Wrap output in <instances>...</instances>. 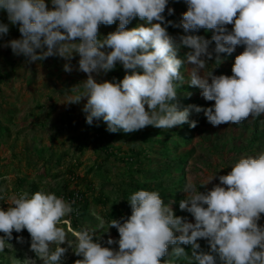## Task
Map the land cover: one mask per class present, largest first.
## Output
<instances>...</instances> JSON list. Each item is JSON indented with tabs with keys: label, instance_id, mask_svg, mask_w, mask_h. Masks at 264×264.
Returning <instances> with one entry per match:
<instances>
[{
	"label": "clouds",
	"instance_id": "9594fccd",
	"mask_svg": "<svg viewBox=\"0 0 264 264\" xmlns=\"http://www.w3.org/2000/svg\"><path fill=\"white\" fill-rule=\"evenodd\" d=\"M169 0H0V10L8 21L19 26L21 37L7 41L16 56L28 63L58 56L71 61L78 54V70L87 74L83 91L70 89L64 104L87 102L82 111L86 123L103 120L107 131L133 133L154 126L172 129L189 122L190 109L203 112L213 126L238 124L248 118L264 115V0H185L187 11L179 26L185 33L200 29L212 31L211 40L199 35H183L178 44L168 31L163 13ZM173 9H168L169 15ZM139 23L126 26L134 19ZM119 22L117 29L99 36L101 24ZM227 25H232L231 31ZM9 33L8 24L0 23V39ZM78 41V42H77ZM215 42V63H223L221 54L231 55L237 46L232 75H202L213 58L209 45ZM181 47L190 49L184 59L178 58ZM107 49V50H105ZM205 57L207 59H205ZM117 62L126 70L119 82H97L93 73L114 69ZM191 65L188 84L201 90L208 108L191 105L181 109L177 87L184 77L181 67ZM71 72L70 63L63 66ZM130 70V71H129ZM196 121L190 127L195 128ZM210 176L199 187L190 179L179 201L181 211L190 213L194 222L175 215L172 204L165 203L157 191L138 190L128 202L131 215L113 219L119 240L109 238L107 245L118 244V250L103 246L95 231H75L74 240L59 227L74 211L72 203L55 193L36 191L7 197V209L0 208V253L13 247V232L27 230L30 251L20 264H63L69 249L80 257L74 264H171L164 261L170 254L177 259L188 256L192 264H264V152L241 158L219 183L200 191L213 181ZM5 199L0 196V200ZM97 229L105 221L98 218ZM108 228V229H109ZM20 243L22 236L16 237ZM205 240L208 250L201 248ZM55 249H52V245ZM67 245L63 247L62 245Z\"/></svg>",
	"mask_w": 264,
	"mask_h": 264
},
{
	"label": "rangeland",
	"instance_id": "374dc122",
	"mask_svg": "<svg viewBox=\"0 0 264 264\" xmlns=\"http://www.w3.org/2000/svg\"><path fill=\"white\" fill-rule=\"evenodd\" d=\"M45 2L51 8V0H45ZM176 7V5L168 3L167 10L170 8L174 10L173 12L178 11L175 14L178 18H182L179 15V9ZM175 22H177L176 19ZM0 23L9 26V33L0 39V76L3 78L0 83V121L4 127L10 130V135H5L2 138L3 141H0V196L5 198L0 200V208L6 210L8 207L6 204L7 197L13 194H21L18 192L19 190L22 193L27 192L29 196L32 195L30 194L32 188H36L37 191L43 190L46 193L56 194L66 184L71 183V174L68 173V169L72 163L77 164L75 162L78 160L79 165H75L74 168L77 174H80L81 179L85 178L83 182H93L95 196L99 194L100 189H103L106 196L110 198L107 205L95 204L92 201L90 213L83 216L78 223L82 229L95 231L96 238L102 241H107L109 238L115 240L117 239L116 233L119 234V232L115 227L109 228V222L113 219L108 217V213L113 204L117 200L120 201V193L117 191L118 184H123V187L131 184L129 176L132 172H135L140 178L142 185L149 184L153 189L163 186L175 188L173 190L177 192L178 196L185 197L182 190L189 179L199 187L210 176L215 175L211 183L206 187L199 188L200 191L210 190L219 183L218 177L231 171V167L242 157L256 156L264 152V115L258 118L250 117L238 124L229 123L213 126L207 121L203 112H194L192 119H196L197 126L192 128L190 127L191 122L187 123V130L191 132V137L184 139L178 150L173 152L170 157H161L160 153L157 154L160 150L156 147H159L161 141L165 139L166 135L163 133L176 127L160 129L147 126L133 133L126 134L123 131L114 133L111 139L115 145L124 150L123 152L139 151L142 147L150 148L153 151L149 156L142 154L140 163L135 164L132 169L127 167L125 161L115 156L107 159L106 155L95 149V141H91L90 138L88 140L90 145L81 153L77 151L75 137H83L88 134L101 139L103 136L96 133L93 127L94 121L92 125L86 123V115L82 111L87 102L86 99H82L79 104H64L67 102L68 95L76 94L70 92V89L76 86L80 91H83L82 82L87 79V74L78 70L79 55L74 54L71 61L53 56L43 61L28 63L25 57L14 55L10 47L4 46L7 41L21 37L19 26L10 24L7 13L3 10H0ZM118 24V21L110 26L101 24L99 26L101 39L108 33L114 32ZM137 25L132 20L126 28L132 29ZM227 27L232 29V25H227ZM177 31L176 42L179 44L180 37L185 32L180 27ZM189 34L193 35L191 32ZM212 35L209 40H211ZM214 48L215 42L213 41L209 45V51L213 53V58L207 61L208 64L201 70V74L207 75L213 71L214 75L231 76L235 58L232 61L226 60L223 66L218 67L215 63ZM184 49L186 52L190 51L186 47L180 48V50ZM243 51L244 46H237L234 52L237 56ZM205 59L207 58L205 57ZM65 63H70L72 67L70 73L63 70ZM119 65L121 64L117 62L115 68ZM180 71L184 79L182 82H178V85L179 83L182 84L177 87V100L182 104H208L212 107L214 101H206L201 96L199 88L188 84L191 65L184 64ZM125 74L126 70L120 69L117 70V77H112V70L106 73L100 71L98 74L93 73L92 75L97 82L105 80L119 82ZM63 119H67L65 123ZM156 131L160 133L158 135L152 134L149 141L144 138L145 133ZM108 142L109 140L104 143L107 144ZM24 147L27 148L26 152H24ZM54 150L56 155L64 154L60 163L55 159L54 162L48 163ZM121 153L116 151L114 154L120 155ZM184 157H186L185 164L176 173H172L173 175L163 172L159 180H146L148 175L154 174L157 170L163 171L167 161L169 164H174ZM98 162L100 167L97 165ZM72 182L71 187H74L76 180ZM119 204V207L122 206V203ZM182 212L183 217L189 222H194L190 213ZM127 217L115 219L123 223ZM98 218L105 221L102 229H97ZM67 222V226L62 225L63 222L58 226L63 227L67 233L73 234L75 230L71 222ZM260 224L264 225V218L261 219ZM0 235L3 234L0 233ZM22 237L23 243L13 241L11 242L13 247L6 248V253L5 250L0 253V264H20V260L25 257L35 258V254L30 251L31 238ZM68 238L75 239L69 233ZM198 242L202 249L208 250L205 240L201 239ZM62 246L67 247L66 244ZM51 247L53 250L55 249L54 244ZM184 247L188 252L187 257L177 259L171 255L170 248V254L164 257V261H171V264H192L190 246ZM6 257H9L10 260L7 261L10 263H4ZM77 259L80 257H77L69 249L64 256L63 264H74ZM37 264H42V261L37 260Z\"/></svg>",
	"mask_w": 264,
	"mask_h": 264
},
{
	"label": "trees",
	"instance_id": "16d2710c",
	"mask_svg": "<svg viewBox=\"0 0 264 264\" xmlns=\"http://www.w3.org/2000/svg\"><path fill=\"white\" fill-rule=\"evenodd\" d=\"M168 3H171L172 5H176L177 9H179V15L182 16V14L184 12L187 11V4L185 2V0H169ZM178 11L173 12L171 15H169L168 10L166 8L165 12L163 13V15L165 16V20L166 21H172V24H166L164 26H166L168 33L175 38V40L177 39V26L174 25H179L182 18H178L177 14H175ZM177 20V22L174 23V20ZM134 22H136L137 24L141 23V21L137 18L134 19ZM182 28V27H180ZM228 28V27H227ZM229 31H231L230 28H228ZM212 31H205L204 29H200L197 32H194L193 35H199L201 36L203 34L205 39H210V36L212 35ZM183 34V33H181ZM184 35H188V33H184ZM186 50H180L179 51V56L178 58L180 59H184L185 58V54H186ZM236 57L235 52H233L231 55L228 54H221V58L223 59V63L220 64L218 67L223 66L224 62H226V60H230L232 61L234 58ZM183 68V65L182 67ZM124 70L122 64L117 66L116 68L112 69V77H117V70ZM3 81V78L0 76V83ZM177 102L179 103V106L181 109L189 107L191 105L189 104H182L181 102H179L177 100ZM196 106H200L202 108H208L211 107L208 104H198ZM194 110L190 109V115H189V122L191 121H195L196 119H192V117L194 116ZM67 119H63V122L65 123ZM70 121V120H69ZM188 122V123H189ZM93 127L95 128L96 133L100 134V136H103V138H97L96 136H91L86 134L85 136L81 137H75L74 141L77 143V151H80L81 153L84 151V149L86 147H88L90 145L89 143V138L91 139V141H95V149L100 152L103 153L104 155L107 156V159L111 158L112 156H115L117 158H119L120 160H123L127 163V167L129 169H132L134 167L135 164L140 163L141 159V155H147L149 156L150 154H152V150H150V148H145L142 147L139 151H135L133 152V150H131V152H123L124 150L118 146L115 145V143L113 142V140L111 138H113L114 133H111L109 131H107V125L105 122H103V120H95L94 119V125ZM160 132L156 131V132H147L144 134V138L149 141V139L151 138L152 134L158 135ZM5 135H10V130L7 127H4L0 121V141H3V137ZM163 135L165 136V139L161 141V143L159 144V147H156L157 149L160 150V152H158L157 154L160 153L161 157H170V155L175 152L176 150H178V147L180 145V143L182 141H184V139H186L187 137H191V132L189 130H187V123L181 125V126H176L175 129L173 130H169L163 133ZM111 139V141H110ZM109 142L107 144H105L104 142L108 141ZM1 143V142H0ZM27 147H29V145H26ZM133 149V148H132ZM27 151V148L24 147V152ZM118 151L122 152L120 155L118 154H114L115 152ZM65 154H68V152H65ZM52 156L49 158L48 163H52L54 162L53 160H57L59 161V163L63 160L64 158V154H58L56 155L55 150L52 152L51 154ZM189 156V155H188ZM136 157V161L134 162V159ZM187 157V156H186ZM186 157L179 159L176 163L174 164H169L168 161L166 163V168L163 171H156L154 174H150L146 177V180L150 179L152 181L155 180H159L161 179V173H165L169 174V175H173L172 173H176L179 169H181V167H183V165L186 162ZM78 161V160H77ZM75 162L77 164H71L69 169H68V173H70V181L71 183H73V180H76V182L74 183V187H71V183L66 184L65 187L62 190H59L56 192V195L58 197H63L67 202L72 203V207L74 209V211L71 213V215L69 216V218H64L65 220H69L71 222V225L73 226L75 231H79L82 230V228L79 225V221L81 220V218L87 214L90 213V208H91V202L94 201L95 204H102V205H107L110 202V198L106 196L105 191L103 189H100L99 194H97V196L94 195V184L93 182H83V180L85 178H80V174H77L74 166H78L79 162ZM98 167H100L99 162L97 163ZM160 172V173H159ZM130 177V181L131 184H127V186L123 187V184H118V192L120 193V201H116L113 206L112 209L110 210V212L108 213V217L110 219H115V218H122V217H127L131 215V206L128 202L130 196L138 191V190H148V191H157L160 193L161 198L164 200L165 203H171L174 201V203L171 205L173 208V211L175 213V215L177 216H181L183 217V212L180 210L179 208V201L181 199H184V196H178L177 192H175L173 189L175 188H166V187H158V188H151V186L149 184H141V180L140 178L135 174V172L131 173ZM145 180V181H146ZM23 182V180H21ZM86 188H83V187ZM175 187V185H174ZM170 189V190H169ZM37 191L36 188H32L30 190V194H33ZM19 193L20 190L18 191ZM119 203H122V206L119 207ZM62 225L67 226V223H62ZM73 231V230H72ZM69 235L71 237H74L73 234H71L70 232H68ZM18 236H24L25 238L27 237V239H30V235L27 232V230H22V232L20 233H16L15 231L13 232V239L11 241H9V243L13 242V241H17L16 237ZM116 237L117 239L115 240H119V234L116 233ZM100 242L103 244V246H107V247H112V248H116L118 249V244H113L112 245H107V241H102L100 240ZM6 253V250H5ZM7 253H9V251H7ZM5 257V256H3ZM9 259V257H6V260L4 263H10V261H7ZM10 260V259H9Z\"/></svg>",
	"mask_w": 264,
	"mask_h": 264
},
{
	"label": "built area",
	"instance_id": "2783aa9c",
	"mask_svg": "<svg viewBox=\"0 0 264 264\" xmlns=\"http://www.w3.org/2000/svg\"><path fill=\"white\" fill-rule=\"evenodd\" d=\"M66 221H69V220H66ZM68 223V222H67Z\"/></svg>",
	"mask_w": 264,
	"mask_h": 264
}]
</instances>
